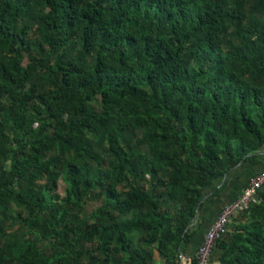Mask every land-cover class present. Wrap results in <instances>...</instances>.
I'll return each mask as SVG.
<instances>
[{"label": "trees", "instance_id": "trees-1", "mask_svg": "<svg viewBox=\"0 0 264 264\" xmlns=\"http://www.w3.org/2000/svg\"><path fill=\"white\" fill-rule=\"evenodd\" d=\"M263 149L264 0H0V264H177ZM259 194L221 264H264Z\"/></svg>", "mask_w": 264, "mask_h": 264}, {"label": "crops", "instance_id": "crops-1", "mask_svg": "<svg viewBox=\"0 0 264 264\" xmlns=\"http://www.w3.org/2000/svg\"><path fill=\"white\" fill-rule=\"evenodd\" d=\"M261 172H264V149L258 153L257 159L239 164L223 178L214 181L206 188L197 216L190 228V231H194L195 234L191 242L181 251L180 260L177 264L194 263L196 252L220 211L224 206L237 199L250 179ZM221 254L222 251L215 247L210 264H221ZM156 264H164V261L158 256Z\"/></svg>", "mask_w": 264, "mask_h": 264}, {"label": "built area", "instance_id": "built-area-1", "mask_svg": "<svg viewBox=\"0 0 264 264\" xmlns=\"http://www.w3.org/2000/svg\"><path fill=\"white\" fill-rule=\"evenodd\" d=\"M260 191H264V172L252 177L240 196L220 211L196 252V264H210L217 241L228 232L229 223L236 213L247 211L254 205L261 203Z\"/></svg>", "mask_w": 264, "mask_h": 264}, {"label": "rangeland", "instance_id": "rangeland-1", "mask_svg": "<svg viewBox=\"0 0 264 264\" xmlns=\"http://www.w3.org/2000/svg\"><path fill=\"white\" fill-rule=\"evenodd\" d=\"M66 188H67L66 183H65L64 181H62V182L60 183L59 193H60L61 195L64 196V195H65ZM19 230H20V227L18 226V227H16V228L14 229L13 232H17V231H19Z\"/></svg>", "mask_w": 264, "mask_h": 264}]
</instances>
